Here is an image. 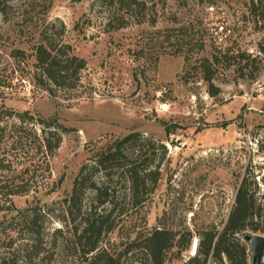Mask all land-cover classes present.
<instances>
[{
    "label": "rangeland",
    "instance_id": "374dc122",
    "mask_svg": "<svg viewBox=\"0 0 264 264\" xmlns=\"http://www.w3.org/2000/svg\"><path fill=\"white\" fill-rule=\"evenodd\" d=\"M217 22L226 29L220 39L214 33ZM60 23L61 39L86 63L76 88L55 96L25 81L4 100L6 107L69 128L51 159L48 185L13 196L15 208L51 205L70 192L93 148L133 131L154 140L153 148L143 143L142 158L152 156L155 163L159 146L164 148L154 191L131 218L137 229L165 227L178 237L219 227L243 177L257 202L264 201V0H146L122 11L112 0H0L1 63L12 68L15 48L31 54L45 27L60 37ZM213 54L211 82L217 92L209 96L196 59ZM107 184L116 192L117 212L124 184L117 175ZM7 207L0 204V256L18 245L24 232L7 221L14 213ZM127 223L121 229L118 222L110 234L113 247ZM58 226L45 222L46 237ZM242 243L250 264L248 244ZM195 244L192 234L188 243L177 242L164 264H179ZM18 264L86 263L68 248L52 246L31 262L20 257Z\"/></svg>",
    "mask_w": 264,
    "mask_h": 264
},
{
    "label": "trees",
    "instance_id": "16d2710c",
    "mask_svg": "<svg viewBox=\"0 0 264 264\" xmlns=\"http://www.w3.org/2000/svg\"><path fill=\"white\" fill-rule=\"evenodd\" d=\"M112 2L118 3L122 11L144 6L146 0ZM125 19L121 13V28L126 26ZM64 27L60 23V37L45 27L31 54L15 48L10 54L14 60L12 68L0 61V172L4 173L0 174V204L4 206L6 202L9 212H14L7 218L13 224L12 228L15 230L14 225H21L24 231L22 241L11 245L7 255L0 256V264H18L20 257L31 262L52 246L68 248L86 264H164L176 243H188L191 234L196 242L194 252L179 264H223L222 258L227 264H246L248 251L242 236L247 231L264 233V201L257 202L255 192L244 177L239 181L233 203L219 227L210 225L191 234L183 232L178 237L175 231L165 227L137 229L138 222L131 218L136 217L137 207L154 191L159 178L158 165L164 155L160 145L163 150L155 163L152 156L142 158L143 143L153 148L154 140L145 138L138 131L93 148L92 157L80 166L73 178L70 192L51 205L32 202L22 209L14 207L13 196L37 192L39 185H48L51 159L69 128L55 119L6 107L4 100L12 89H15L13 92L21 89L25 81L31 89L44 90L55 96L76 88L86 63L61 39ZM215 57L213 54L196 59L209 96L217 92L211 82L210 70ZM26 162L28 166L19 171L18 166ZM97 175L101 178L97 179ZM114 175L124 184L121 207L117 212L113 204L116 192L107 184ZM37 176L41 180H36ZM47 221L59 223L50 238L46 237ZM127 221L128 230L113 247L110 234L118 222L122 229ZM9 240L12 241L11 236Z\"/></svg>",
    "mask_w": 264,
    "mask_h": 264
},
{
    "label": "water",
    "instance_id": "95a60500",
    "mask_svg": "<svg viewBox=\"0 0 264 264\" xmlns=\"http://www.w3.org/2000/svg\"><path fill=\"white\" fill-rule=\"evenodd\" d=\"M242 240L248 244L250 264H261L264 251V235L245 233L242 236Z\"/></svg>",
    "mask_w": 264,
    "mask_h": 264
},
{
    "label": "built area",
    "instance_id": "2783aa9c",
    "mask_svg": "<svg viewBox=\"0 0 264 264\" xmlns=\"http://www.w3.org/2000/svg\"><path fill=\"white\" fill-rule=\"evenodd\" d=\"M214 33L217 34V39H220L221 36H225L226 29L221 22H217Z\"/></svg>",
    "mask_w": 264,
    "mask_h": 264
}]
</instances>
